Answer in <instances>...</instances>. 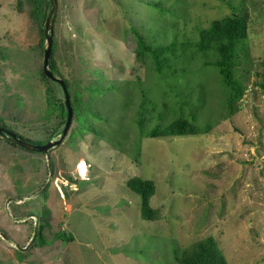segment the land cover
I'll list each match as a JSON object with an SVG mask.
<instances>
[{
  "label": "rangeland",
  "instance_id": "obj_1",
  "mask_svg": "<svg viewBox=\"0 0 264 264\" xmlns=\"http://www.w3.org/2000/svg\"><path fill=\"white\" fill-rule=\"evenodd\" d=\"M58 4L51 58L73 122L47 156L0 136V264H181L208 237L227 264H264V0ZM34 12L30 0H0V125L45 144L62 135L67 110L43 73L46 20ZM243 15L234 75L244 91L230 115L219 55L195 42L214 21ZM138 37L174 45L161 69L137 55ZM180 118L201 133L142 137ZM133 177L154 182L156 220L142 218Z\"/></svg>",
  "mask_w": 264,
  "mask_h": 264
},
{
  "label": "trees",
  "instance_id": "obj_2",
  "mask_svg": "<svg viewBox=\"0 0 264 264\" xmlns=\"http://www.w3.org/2000/svg\"><path fill=\"white\" fill-rule=\"evenodd\" d=\"M35 8V17L40 14L43 18L47 20L50 10L52 9V4L50 0H46V4L49 7V12L44 14L41 11V4L44 0H30ZM248 17L243 16H228L222 20L214 21L208 28L201 29L199 31V39L195 42V47L202 52L214 51L219 55V60H217V65L220 72L230 88V95L228 97V106L230 109V115L233 114L234 103L241 98L243 95V86L238 78L234 75V66L239 58V54L244 48L245 41L247 40V30H248ZM139 49L137 50V55L142 53H149L153 58L157 66L161 69L163 63L167 61V57L164 59L166 50L174 51V45L164 46V47H154L145 43L142 37H138ZM45 42L44 30H43V43ZM169 67L172 64H168ZM50 70L54 73L56 69V64L53 59H50L49 64ZM44 73V72H43ZM45 75V74H44ZM46 76V75H45ZM65 82V81H64ZM66 83V82H65ZM67 89L68 85L66 83ZM260 87L264 89V73L262 74V79L260 82ZM59 108L60 112L63 113L65 105L55 106ZM144 121L141 122V129L144 125ZM142 131L143 138H159L165 136H192L200 134L198 127L188 122L186 119H178L169 125L163 126L161 123L156 124L152 129L145 132ZM208 131H204L207 133ZM26 139V138H24ZM28 140V139H26ZM34 144H43L40 141H31ZM15 145V143H12ZM37 152V151H34ZM127 186L141 198V216L143 219L148 221L156 220L157 211L151 206V198L155 194V184L152 180H144L140 177H133L127 182ZM59 238L70 243L74 241V236L71 233L61 231L58 234ZM41 244L44 241L41 239ZM178 260L181 264H227L224 255L220 251L217 243L213 237H208L205 240L197 243L192 249L184 250Z\"/></svg>",
  "mask_w": 264,
  "mask_h": 264
},
{
  "label": "water",
  "instance_id": "obj_3",
  "mask_svg": "<svg viewBox=\"0 0 264 264\" xmlns=\"http://www.w3.org/2000/svg\"><path fill=\"white\" fill-rule=\"evenodd\" d=\"M50 1L52 4V9L50 10L44 29V36L47 42V48L44 51L43 72L47 78L58 82L64 91L65 106L67 110V119L65 123V128L62 131V135L58 140L50 141L45 144H34L0 125V136L8 139L12 143H15L22 149H25L27 151H37L39 153L45 154L46 156L48 155L51 149L63 143V141L66 139L69 133V130L71 129L73 122V107L71 104V99L66 83L64 82V80L57 78L49 68L50 59L52 55V48H53L54 24L57 17L58 6H59L58 0H50Z\"/></svg>",
  "mask_w": 264,
  "mask_h": 264
}]
</instances>
